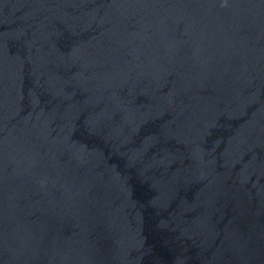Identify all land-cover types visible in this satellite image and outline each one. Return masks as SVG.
Segmentation results:
<instances>
[{"label": "water", "instance_id": "95a60500", "mask_svg": "<svg viewBox=\"0 0 264 264\" xmlns=\"http://www.w3.org/2000/svg\"><path fill=\"white\" fill-rule=\"evenodd\" d=\"M0 264H264V0H0Z\"/></svg>", "mask_w": 264, "mask_h": 264}]
</instances>
